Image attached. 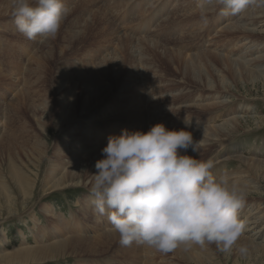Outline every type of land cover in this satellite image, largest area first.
Segmentation results:
<instances>
[{"label": "bare ground", "instance_id": "6f19581e", "mask_svg": "<svg viewBox=\"0 0 264 264\" xmlns=\"http://www.w3.org/2000/svg\"><path fill=\"white\" fill-rule=\"evenodd\" d=\"M97 1L99 2V0ZM97 1L64 0L66 6L72 8L68 17L72 14L75 16L72 17L73 20L71 19L73 25L67 24L68 26H65L63 23L61 27L63 29L65 26L62 30L63 33L61 32V40L67 44L66 47L62 48V53L73 50L76 55L79 54L85 59L90 57L95 60L96 57H101L102 54L98 50L96 52L95 50L90 51L87 47L79 50L88 45L89 42H97L96 44L99 45L104 42L103 44H108L107 46L114 51H108L107 56H104L100 62H93L94 70L90 71L88 76H85L83 66L79 69V73L74 74V76L70 74L69 68V70L66 68L68 71L65 68L63 71L60 70L57 82L60 86H63L62 82L66 80L72 82L78 75L77 78L81 82L87 86L91 84L93 87L89 91L83 89L63 91L65 92L62 95L64 101L61 100L62 104L58 103V111L56 98L53 99L48 90L43 88L45 93L40 90L41 84H47L49 81L47 79L51 73L49 67L55 58L53 49L45 51L43 46L34 51L36 44L34 40L26 39L17 31L14 23L12 0H0V32L12 37L9 39V41L11 40L9 46L13 48L12 55L5 53L7 59L4 60L2 57L0 62V79L5 82V85L10 86L8 90L11 97L10 102L3 105L5 107H0V223L4 221L6 224V220L8 223H14V217L17 216L18 221L23 222L24 225L31 223L33 225L32 231L36 232V236H33L34 233L32 234L36 246L32 247L27 243L25 232L21 228L17 230V238L21 237L22 243L21 248L15 246L13 251L12 247L9 246L10 237L2 224L3 226L0 227V264H48L54 261L58 263L60 260L65 261V257L81 255L93 258L108 257L109 254H112L116 255L117 258L124 254L133 258L137 254V247L139 254L145 250V253L143 251L144 255L141 253V259H139L145 261V264H212L218 258L213 243L199 245L192 242L187 248L181 244L177 249L167 253L146 245L143 246V244L142 246L136 244L134 248L122 246L119 242L120 237L111 227L107 216H101L94 211L90 195L84 194L82 198L78 199V204L82 206V219H77L73 214H70L71 220L66 215L58 214L55 207L48 201V197L58 194L57 192L63 188L86 187L89 181L91 185L93 182L92 174L96 172L95 163L103 158L102 149L106 146L109 136H118L123 130L147 132L151 123L148 124L146 118H150L151 115L160 117L161 121L163 120L165 110L158 107V100L160 104L163 103L164 105V102L170 104L169 101H173V104L175 101L176 104H179H177L179 108L173 107V109H184L181 111L182 113L190 112V108L198 109L203 113L206 111L213 113L214 110L232 107L228 105L231 102V97H233L229 76L245 83L262 82L264 84V25L262 28L259 27V24L264 22V0L260 2L261 7H254L247 13L239 15L238 18L230 14L225 15L224 6L219 4L218 0H178L177 3L173 0L176 5L167 16L173 17L168 22L174 24L168 23L166 21L168 18H164L165 20L161 22L158 20L162 24L157 22L156 26L151 19L152 17L144 19L143 16H140L139 19H136L137 24L131 26V33L142 26H148L149 29L155 28L152 31L154 32L160 26L156 33L141 35L142 38L132 37L129 35L131 33L125 34L120 29L121 27L118 28L111 24L110 18L116 12L121 15L123 31L127 29L125 26L130 27L131 23H134L136 16H133L132 12L129 20L124 14L127 9L135 8L132 6L133 0H103L105 6L103 4L98 5ZM197 7L200 11H198L199 9L196 10ZM138 9L139 15H142L144 9L141 7ZM201 9H203L204 14L202 16ZM205 12L212 13L216 18L213 24L214 32L209 29L211 23L210 27L208 26L212 17L208 13H206L208 16L205 15ZM150 14L153 15V13ZM71 20L69 19V21ZM161 32L170 35H162ZM90 33L94 38L97 36L98 39L78 40L80 36ZM205 33L204 43L197 49L189 51L192 42L197 38H202ZM257 38L260 40H256ZM6 39L8 38L0 35V41H7ZM73 39L76 42L72 44ZM48 42H46V46L50 44ZM247 42L251 45L248 46ZM241 46L242 48L244 46L242 51L240 53L235 52L236 54L233 55L234 49ZM0 50L3 51V48L0 47ZM0 53L2 54L1 51ZM161 63L173 67L178 75L183 74L181 79L183 82H180V85L177 84L179 94L166 96L171 91L173 94L176 87L171 88L168 84L171 81L166 78L167 87H164V82L162 87L159 84L153 86L149 91H147L148 88L144 89L146 92L142 91L141 86L144 84L141 83H149L147 80H150L147 74L152 73L156 76L159 75V77L162 74H169L157 66ZM24 67L27 70L25 77ZM215 72L218 73L215 74ZM139 75L147 77H139ZM123 79H126L125 83L121 82ZM159 80L164 81V77ZM107 81L115 82V86L113 85L114 87L108 91H106L109 86ZM191 86L198 91L203 88L207 93L194 92L197 93L195 94L196 100L191 101L190 104H183L186 102V95L193 98L191 94L193 91L188 89ZM67 87H70L69 83ZM199 87L201 88L199 89ZM116 93L118 97L112 100L111 98ZM9 95L6 98H9ZM36 96L39 97V100L36 99ZM1 100H4L5 103L7 99ZM250 104L243 110L238 109V107L229 111L219 126L213 122L215 117L213 120L206 121L209 123L207 126L205 122H188L190 126L187 127V130L192 132L195 141H200L199 152L201 147L211 146L213 142L219 147L226 148L227 142L225 141L233 138L240 131L243 123L249 120V118H245L244 114L251 112L252 106ZM4 108L5 111L3 112ZM154 109L159 110L157 115L153 113ZM97 110L102 111L98 113ZM26 112L31 115V121L27 120ZM58 113L60 114L59 120H57ZM174 115L176 116L175 113ZM186 117L188 118V116ZM176 118L178 117L176 116ZM250 118L258 122L257 124L264 123L262 118ZM18 119L20 125L14 127L15 121L17 120L18 123ZM80 121H84V125L80 124V127L89 138L88 144L79 145L77 141H70L71 143H69L66 137L67 133L69 130L70 132L75 130L74 125ZM185 127V120H182L173 129L179 130ZM53 129L59 130L56 136L59 145L56 146L57 148L55 147L53 156L49 157L51 142L48 143L47 139L52 137ZM203 150L204 148H202ZM186 153L193 155L196 152L189 148ZM181 154H184L183 150H181ZM254 156L251 159H244L239 156L241 169L233 178L246 190L247 195L241 207L246 215L257 210L254 205L252 209H247L249 206L246 203L253 200L259 201L252 193H256L260 187L257 186L260 183L258 179L264 176V161ZM47 157L50 159L48 160ZM195 157L197 156L195 155ZM44 165H46V169L43 171L44 176L42 178L40 177V169ZM38 188H41V192L45 196L43 200L45 203L41 207V212L36 210L37 205L35 203L33 205ZM81 188H77L75 191ZM38 213L45 217L47 221H44L49 226L43 225V219L38 216ZM256 214L253 218L247 219V221H254L250 223L251 227L245 226L239 240L243 244L264 250V241H261L264 238H262L263 235H260V233H264V211L256 212ZM259 222L263 223L260 225ZM256 228L258 231L252 234ZM48 239L52 240L50 244H47ZM80 260L82 261V259Z\"/></svg>", "mask_w": 264, "mask_h": 264}, {"label": "clouds", "instance_id": "9594fccd", "mask_svg": "<svg viewBox=\"0 0 264 264\" xmlns=\"http://www.w3.org/2000/svg\"><path fill=\"white\" fill-rule=\"evenodd\" d=\"M224 14L239 16L255 0H218ZM14 23L26 39H55L71 12L64 0H12ZM168 129L153 125L147 132L123 130L109 136L89 188L94 211L107 219L122 246L133 242L160 252L215 243L229 253L245 225L239 209L246 190L224 171L214 175L211 160L181 154L199 152L190 126ZM240 246L241 256L248 254Z\"/></svg>", "mask_w": 264, "mask_h": 264}, {"label": "rangeland", "instance_id": "374dc122", "mask_svg": "<svg viewBox=\"0 0 264 264\" xmlns=\"http://www.w3.org/2000/svg\"><path fill=\"white\" fill-rule=\"evenodd\" d=\"M90 1V0H89ZM97 1V0H96ZM103 0H99V2H98V5H101V4H103V6H105V1H107V0H105V1H103ZM134 1H140V0H134ZM141 1H147V5L146 6H149V7H146V11H147V13L149 12V15H147V16H145V18H147V17H149V16H151V14H150V12L151 13H153L154 11V13H153V15H158V12H157V9H159V7L160 6H162V5H164L165 7L167 6V8H169V9H172V10H170V12H172L173 11V9H174V6L176 5V3L178 2V0H175L176 1V3H175V1H173V0H141ZM113 2V1H112ZM154 2V3H153ZM168 2V3H167ZM260 2H262V0H255V2L253 3V4H251L250 5V7H248L246 10H245V12H243V13H247V11H250L252 8H254V7H256V8H259V7H261L262 5L260 4ZM152 3V4H151ZM165 3H166V5H165ZM90 4H92V3H90ZM97 4V3H96ZM174 4V5H173ZM92 5H94V4H92ZM151 6V7H150ZM154 7V8H153ZM139 8V7H138ZM206 9V7H203V9ZM72 9V8H71ZM199 8L197 7L196 8V10H198ZM203 9H201L202 11H201V16L202 15H204L203 14ZM139 10V9H138ZM149 10V11H148ZM198 11H200V9L198 10ZM210 12V11H209ZM209 12H205V15H207L208 16V14H209ZM206 13H208V14H206ZM139 13L137 12V14L136 15H138ZM169 14V13H168ZM113 15V14H112ZM117 15V16H116ZM172 15V14H171ZM75 15L74 14H72V16H69V17H67V19L65 20V22H64V25L65 26H68L67 24H69V25H73L72 23H73V18L72 17H74ZM120 14L118 13V12H116V14H114L110 19H111V24H114L115 26H117L118 28H120L121 30H122V32H124L125 34L127 33V34H129V33H131V31H132V27H133V25L131 24L130 25V27H128V26H125V27H127V29L125 30L124 29V31H123V27L121 26V24L119 23V21H118V19L120 18ZM133 16H135V14L133 15ZM209 16H211L212 18H210V21L211 22H209L208 23V26L210 27V23H211V27L209 28L210 30H211V32L213 31L214 32V29H213V24H214V20H216V18L213 16V14L211 13V14H209ZM71 17V18H70ZM114 17V18H113ZM238 17H240V16H237V18ZM9 19H10V17H8ZM12 18V17H11ZM149 18H151V17H149ZM166 18H168V19H166V21L168 22V20L169 21H171V18L173 19V17L172 16H170V18L167 16H160V22L161 21H164ZM69 19L71 20V21H69ZM136 19H139V17H135V19H134V23L135 24H137V21H136ZM152 20H153V17L151 18ZM163 19V20H162ZM69 21V22H68ZM68 22V23H67ZM75 22V21H74ZM173 22V21H172ZM176 22V21H175ZM66 23V24H65ZM159 23V22H158ZM168 23H170V24H174V23H171V22H168ZM160 24V23H159ZM162 24V23H161ZM160 24V25H161ZM120 25V26H119ZM262 25H264V22H262V23H260L259 24V27L260 28H262L263 26ZM65 26H63V29H64V27ZM207 26V27H208ZM143 27V26H142ZM160 27V26H159ZM158 27V28H159ZM158 28L154 31V32H152L155 28H153V29H149L148 28V26H147V29H149V30H147L148 31V34H150L151 32V34L153 35L154 33H156V31L158 30ZM259 28V30H261ZM63 29H61L59 32L60 33H58V35L56 36V38L55 39H42V38H40L39 36L34 40V42L36 43L35 44V48H34V51L36 50V48L38 49V48H41V47H43L44 48V50L46 51V50H48V49H50V50H52L53 51V53H54V55H55V58H54V60H52V63L50 64V67H49V70H50V72L51 73H49V78H47L49 81H47V84L45 83V84H41L42 86H44V87H42V86H40V90L42 91V92H44L45 93V91H43V88L45 89V90H48L49 92H50V94L52 95V98L53 99H55V101H56V106H57V109H58V111H59V104H62L61 102L62 101H64L63 100V98H62V95L63 94H65V92H63V91H66V90H72V91H74V90H80V89H83V90H85V91H89V89H92V85L91 84H89V86H87L86 84H84L83 82H81V80L79 79V78H77L78 77V75H76L75 76V78H74V80L72 81V82H69L68 80H66V81H64V82H62L64 85L63 86H60V84L59 83H57L58 82V76H59V72H60V70H64V68L66 69H70V74L72 75V76H74V74H78L79 73V69L80 68H82V66L84 67L83 69L85 70L84 71V74H85V76H88L89 75V73H90V71H92V70H94V68H93V66H92V64H93V62L95 63H98V62H100V60H103V58H104V56H107L106 54L108 53V51H114L113 49L111 50V48H109V46H107L108 44H103L104 42H102V44L101 45H99V44H96L97 42H89V44L88 45H86V46H84L83 48H80L79 50H82V49H84V48H86L87 47V49H89L90 51H94L95 50V52L98 50V51H100L101 52V54H102V56L101 57H96L95 58V60L94 59H91L90 57H88V59L86 58H84V57H82L81 55H76L75 54V51H73V50H68V51H66V52H63L62 53V48H64V47H66L67 46V44H66V42H63L62 40H61V38H62V34H61V32L63 33ZM162 33V35H170V34H168V33H164L163 34V32H161ZM207 33V32H206ZM206 33L204 34V36L202 37V38H200V39H195L194 40V42H192V44H191V48L189 49V51H192V50H195V49H197L198 47H200L203 43H204V38H205V35H206ZM0 35H3L4 37H7L8 39H6L7 41H0V43H2L1 44V46L0 47H2L3 48V51L2 50H0L1 52H2V54L0 53V62H1V60L2 59H7L6 58V56H5V53H8V54H11L12 55V51H13V48H12V46H9V45H11V40L9 41V39H11L12 37H9V35L8 34H4V33H2V32H0ZM129 35H131L132 37H136V38H139V37H141L142 38V36L141 35H139V33L137 32V33H134V31H133V33H131V34H129ZM176 36H179V35H176ZM175 36V37H176ZM85 38H89V39H91L92 40V38H94V36L90 33V34H85V35H83V36H80L79 38H78V40H81V39H85ZM96 39H98V37L97 36H95V38L93 39V40H96ZM170 39H174V38H170ZM77 40V41H78ZM256 40H260V38H257ZM47 41H49L50 42V44L48 45V46H46V42ZM48 42V43H49ZM76 42V40H74L73 39V42H72V44L73 43H75ZM197 44H196V43ZM248 42H249V40H248ZM248 42H247V45L248 46H250L251 44H248ZM195 44V46H193ZM6 45V46H5ZM99 45V46H98ZM247 45H244V46H247ZM105 46V47H104ZM108 48H107V47ZM193 46V47H192ZM244 46H243V48H244ZM98 47V48H97ZM15 48V47H14ZM42 48V49H43ZM242 48V46L240 47V48H237V49H234V52L232 53L233 55H234V53L236 52H238V53H240L242 50L241 49H243ZM34 51H32L33 53H34ZM70 51V52H69ZM72 51H73V53H72ZM81 52V51H80ZM72 53V54H71ZM103 53H105V54H103ZM235 53V54H236ZM4 54V55H3ZM75 54V55H74ZM83 54V53H82ZM2 55V56H1ZM3 57V58H2ZM82 57V58H81ZM2 58V59H1ZM3 60V61H4ZM9 61V60H8ZM88 61H89V63H88ZM70 63V64H69ZM80 63V64H79ZM66 64V65H65ZM87 64H89V65H87ZM64 65V66H63ZM86 65V66H85ZM67 66V67H66ZM71 66V67H70ZM157 66H159L160 67V70H164V71H166V72H168L169 74H162V76L161 77H164V81H161V80H159L161 77H159V75L158 76H156V75H153L152 73H150V74H147V76H149V78H150V80L148 79L147 80V82H149V83H145V82H142L141 84H144L143 86H141V89H142V91H144V92H146L145 90L147 89V91H149L150 89H152V87L153 86H157V85H159V86H161V85H164V87H167L166 85H167V82L165 81V78L167 79V80H169V81H171V82H169L168 84L171 86V88H173V87H175V89L173 90L174 91V93L172 94V91L169 93V94H166V96H169V95H174V94H179V92L177 91V89H178V85H180V82H183V81H181V79H182V77H183V74H177L176 73V71L173 69V67H171V66H169V65H166V64H164V63H161V64H158ZM158 67V68H159ZM252 67H253V65H252ZM264 67V66H263ZM262 67V68H263ZM51 68V69H50ZM261 68V69H262ZM66 69V70H67ZM68 69V70H69ZM67 70V71H68ZM27 70H26V67H24V69H23V73H24V77L27 75ZM216 73H218V72H215V74ZM46 76V77H47ZM147 76H143V75H139V77H147ZM172 76V77H171ZM34 77V76H33ZM180 78V79H179ZM228 79H229V82L230 83H232V88H231V91H232V94H233V97H231L232 99L230 100L231 102L230 103H228V105L229 106H232V107H230L229 109L228 108H225V109H221V110H218V111H212L213 113H211V112H209V111H206V112H202V111H199L198 109H195V108H190L189 110H190V112H187V113H182L181 111H183L184 109H178V110H176L175 108L173 109V107H178L177 106V104H176V102L174 101V103L172 104V102L173 101H169L170 102V104H168V102L166 103V102H164L165 103V105L163 104V103H161L160 104V101L158 100V102H159V105H158V107L161 109V110H165V116H163V120H164V122H163V120L161 121V119H160V117H156V116H152L151 115V119L153 120L152 122H151V119L150 118H146V121L148 122V124H150L151 123V125H149V128H151L153 125H155V123L156 124H158V123H162V124H164L165 125V127L166 128H168V129H173L174 127H175V125H177V123L178 122H180V121H182V120H185V121H187V122H192V123H199V121L202 123V122H205L206 123V121H209V120H213V117H215V120H213V122H214V124L216 125V126H219V125H221L222 124V121H224L225 120V117H226V115L229 113V111H231V110H235V108H238V109H240V110H243V108H245V107H247V105L248 104H250V106H252V109L250 110L251 112H248V113H245L244 115L246 116L245 118L246 119H248L249 118V120L248 121H246V122H248V123H246V122H244L243 123V126L241 127V129H240V131L238 132V133H236L234 136H233V138H231V139H228V140H226L225 142H227L226 144H227V147L226 148H223V147H219V146H217L216 144H215V142H213V144L211 145V146H209V145H207V147H201V150H200V152L199 153H194L193 155H189V156H193L194 158H197L198 160H203V161H208V160H211L212 162H213V164H214V168L212 169V171H213V174L214 175H217V176H219L222 172H224V171H227V172H229L231 175H232V177L233 178H235L236 176H237V171L238 170H240L241 169V165H240V161L238 160V158H244V159H251V158H253V156L254 155H256V156H254V157H256L257 159H259V160H262V161H264V123H260V124H257L258 122H256V121H254L253 120V118H250V117H256V118H262V119H264V84L262 83V82H257V83H253V82H247V83H245L244 81H241V80H239V79H233L232 77H228ZM1 80V79H0ZM125 80L126 79H123L121 82L122 83H125ZM159 82H158V81ZM174 81V82H173ZM155 84H154V83ZM161 82V83H160ZM165 82V83H164ZM68 83H69V85H70V87H67V85H68ZM107 83H108V87L106 88V91H108V90H110L111 88H113L114 86H115V82H110V81H107ZM121 83V84H122ZM158 83V84H157ZM164 83V84H163ZM172 83V84H171ZM175 83V84H174ZM178 84V85H177ZM114 85V86H113ZM149 85V86H148ZM45 86H46V88H45ZM48 86V87H47ZM81 86V87H80ZM158 86V87H159ZM162 87V86H161ZM8 88H10V86H7V85H5V82L3 81V80H1L0 81V107L1 108H3V107H5V106H3V105H7L9 102H10V95H9V90H8ZM42 88V89H41ZM73 88V89H72ZM201 87H199V89H200ZM2 89V90H1ZM60 89V90H59ZM145 89V90H144ZM192 93V96H193V98H190V97H188L187 95L185 96V98H186V102H182L183 104H186V103H191V101L192 102H194L195 100H196V96H195V94H197L198 92H200L201 94H206L207 92H205V89L203 90V88H201L199 91H198V89H195V87H193V86H191L190 88H188ZM194 89V90H193ZM4 90V91H3ZM195 90H197V91H195ZM208 90V92H210L209 91V89H207ZM118 91V90H117ZM176 91V92H175ZM114 92H116V90H114ZM169 92V91H168ZM187 92H189L188 90H187ZM194 92H197V93H194ZM7 95H9L8 97L9 98H6L7 97ZM39 95V94H38ZM175 95V96H176ZM5 96V97H4ZM33 96V95H32ZM191 96V95H190ZM2 97V98H1ZM61 97V98H60ZM117 98L118 96H117V93L111 98L112 100L114 99V98ZM34 98V97H33ZM39 97H37L36 96V99H38ZM1 99H7L6 100V102L4 103V100H1ZM58 99V100H57ZM200 99H202V98H200ZM39 100V99H38ZM38 100H36V103H38ZM62 100V101H61ZM59 101V102H58ZM112 102V101H111ZM59 103V104H58ZM164 107H163V106ZM174 105V106H173ZM179 105V104H178ZM3 106V107H2ZM166 107V108H165ZM169 108V109H168ZM179 108V107H178ZM57 109H56V111H57ZM173 110V111H172ZM188 110V111H189ZM3 112L5 111V108H4V110H2ZM98 111V113H101L100 111H102V110H97ZM159 112V110H156V109H154V111H153V113L155 114V115H157V113ZM176 114V116L178 117V118H176V116L174 115V113ZM193 113V114H192ZM169 114V115H168ZM173 114V115H172ZM177 114H179V115H177ZM181 114V115H180ZM185 116H184V115ZM192 114V115H191ZM217 114V115H216ZM248 114V115H247ZM167 115V116H166ZM206 115V116H205ZM213 115H215V116H213ZM223 115V116H222ZM225 115V116H224ZM26 118H27V120L29 121H31V115L28 113V112H26ZM59 116H60V114L58 113V115H57V120H59ZM161 116V115H160ZM169 116V117H168ZM173 116H174V118H173ZM186 116H188V118L186 117ZM194 116V117H193ZM222 116V117H221ZM155 118V119H153V118ZM186 117V118H185ZM197 117V118H196ZM218 117V118H217ZM196 118V119H195ZM217 118V119H216ZM220 118V119H219ZM149 119V120H148ZM199 119H201V120H199ZM219 119V120H218ZM154 120H155V123H154ZM158 120V121H157ZM166 120H167V122H166ZM194 120V121H193ZM198 120V121H197ZM197 121V122H196ZM16 123H14L15 125H14V127H17V126H19L20 124H19V119H18V123H17V120L15 121ZM21 123V122H20ZM220 123V124H219ZM80 124H83L84 125V121H80V123H78L77 125H74L75 127H76V129L75 130H73V131H71L70 132V130L68 131V135L66 136L67 137V139H68V142L69 143H71V142H78L79 143V145L80 144H88V141L87 140H89V138L86 136V134L85 133H83V129H82V127H80L81 125ZM31 125V124H30ZM182 125V124H181ZM207 125H209V123H206V126ZM211 125V124H210ZM28 126V125H27ZM32 126V125H31ZM178 126H180V125H178ZM74 127V128H75ZM28 128V127H27ZM29 129V128H28ZM53 131H55V132H53ZM53 131H52V137H49L48 139H47V141H48V143L49 142H51V147H50V149H51V151H50V155H49V157H52L53 156V151H54V149H56L57 147L56 146H58L59 144H58V142H57V134H58V131L59 130H54L53 129ZM72 133V134H71ZM70 136V137H69ZM62 137V136H61ZM85 137V138H84ZM52 138V139H51ZM56 138V139H55ZM52 140V141H50V140ZM74 139V140H73ZM55 140V141H54ZM71 141V142H70ZM56 147V148H55ZM202 148H204V150L202 151ZM207 150H206V149ZM184 154L185 155H188V153H186L185 151H184ZM195 155L197 156V157H195ZM199 155V156H198ZM234 155V156H233ZM228 156V157H227ZM240 156V157H239ZM252 156V157H251ZM22 157H23V155H22ZM49 157H47L48 158V160L50 159ZM200 157V158H199ZM213 157V158H212ZM23 158H25V157H23ZM26 159V158H25ZM224 163H225V166H224ZM44 169H46V165H44L41 169H40V171H41V176L40 177H42L43 178V174H44ZM242 170H244V169H242ZM235 173H236V175H235ZM41 178V179H42ZM259 181H260V183H258V185L257 186H260V187H258V190L256 191V193H252L253 195H254V197H256V200H259V201H248L246 204L249 206V208H247V209H252V207H253V205H254V207L255 208H257V210H255L252 214L250 213L249 215H246L245 213H243L244 212V210H243V208H241V209H239V219H240V221L246 226V227H251V225H250V223H252L254 220H250V221H247V219H249L250 217H252L253 218V216L254 215H257L256 214V212H259V211H264V176H262V178H259L258 179ZM40 184V183H39ZM77 188H81V187H77ZM77 188H73V187H68V188H63L62 190H60L59 192H57L58 194H53V195H51V196H49L48 197V201L55 207V209H56V211H57V213L58 214H62V215H66L68 218H69V220H71V215L70 214H73L77 219H82V217H83V214H82V206H80L79 204H78V199H80V198H82L83 196H84V194L85 195H89V188H90V181L87 183V185H86V187H84V186H82V188L80 189V190H78V191H75V190H77ZM86 190V191H85ZM38 191V192H37ZM37 191H36V195L34 196V200H33V205H34V203L37 205V207H36V210L38 211V212H41V207L44 205V198H45V196H44V193L43 192H41V188H38L37 189ZM75 191V192H74ZM256 194V195H255ZM259 198V199H258ZM262 200H261V199ZM252 202V203H251ZM82 203V202H81ZM55 204V205H54ZM257 204V205H256ZM78 205V206H77ZM258 206V207H257ZM262 206V207H261ZM39 209V210H38ZM61 212V213H60ZM39 214V213H38ZM244 214H245V216H244ZM252 215V216H251ZM38 216H40V218L41 219H43V225H45V226H49V225H47V220L45 219V217L44 216H42L41 214H39ZM17 217V216H16ZM16 217H14V219H15V221H14V223H8L7 222V220H6V224H5V222L4 221H1V222H3V223H0V227H1V225L3 224L4 225V228H6V230H7V235L10 237V240H11V242H10V244H9V246L10 247H12V250L14 251V247L16 246V247H19V248H21V243H22V238L20 237V238H17L18 236H17V230H20V228L22 229V231H24L25 232V234H26V240L28 241L27 243H28V245H30V246H32V247H35L36 246V243H34L35 242V240H34V237L33 236H36L35 235V233L36 232H34V231H32V224L31 223H28V225H24L23 224V222H20V221H18V219L19 218H16ZM6 218H8V217H6ZM67 218V219H68ZM251 219V218H250ZM44 220H46V221H44ZM244 220H246L245 222H244ZM45 223V224H44ZM261 222H259V224H260ZM263 223V222H262ZM261 223V224H262ZM19 224V225H18ZM260 224V225H261ZM2 225V226H3ZM51 225V224H50ZM250 225V226H249ZM24 226H25V228H24ZM30 226V227H29ZM29 227V228H28ZM32 231V233H31V231ZM256 231H258V229L256 228V230H253V232H252V234L254 233V232H256ZM34 233V235L32 236V234ZM260 235H263V237L262 238H264V233L262 232V233H260ZM261 241H264V239L263 240H261ZM50 242H52V240L50 239H48V241H47V244L49 243L50 244ZM46 243V242H45ZM136 244H139V243H136V242H133V244L132 245H130L131 247H136ZM139 245H141L142 246V244H139ZM242 245H244V246H247L248 247V249H249V251H248V254L246 255V256H241V254L238 252V249H239V247L240 246H242ZM264 245V244H263ZM144 246V245H143ZM213 247H214V250H215V252H216V254L218 255V258H216V260H214L215 262H213L212 264H264V250L263 249H260V248H255V247H253V246H248V245H246V244H243V242H241L240 240L233 246V249H232V251L231 252H229V253H225V252H222L220 249H219V247L215 244V243H213ZM137 250L138 251H136V253L138 254H136V256H134L133 258L132 257H129V256H126V255H122L121 257L119 256V257H115L116 255H112V254H109V256L107 257V256H105V257H103V256H101V257H89V256H83V255H81V256H70V257H65L64 259H65V261H62V260H60V261H58V263L57 262H50V263H48V264H97V263H99V264H145V261H140L139 259H141V255L143 254L144 255V253H145V250H143L144 251V253H143V251H141L140 252V254H139V248L137 247ZM111 255V256H110ZM83 256V257H82ZM125 256V257H124ZM123 257V258H122ZM129 257V258H128ZM137 260H136V259ZM79 259V260H78ZM80 259H82V261L80 260ZM94 260V261H92V260ZM97 259V260H96ZM126 259V260H125ZM86 260V261H85ZM96 260V261H95ZM100 260V261H99ZM132 260V261H131ZM109 261V262H108ZM135 261V262H134ZM138 261V262H137ZM61 262V263H60ZM128 262H130V263H128ZM132 262V263H131Z\"/></svg>", "mask_w": 264, "mask_h": 264}]
</instances>
